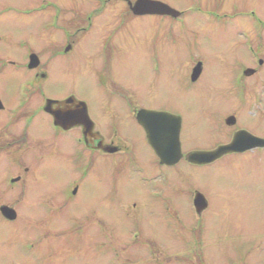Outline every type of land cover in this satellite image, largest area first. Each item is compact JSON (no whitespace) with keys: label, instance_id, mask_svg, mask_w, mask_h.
Segmentation results:
<instances>
[{"label":"rangeland","instance_id":"1","mask_svg":"<svg viewBox=\"0 0 264 264\" xmlns=\"http://www.w3.org/2000/svg\"><path fill=\"white\" fill-rule=\"evenodd\" d=\"M164 1L180 8L187 0ZM107 17L83 38L70 64L64 63L68 66L48 72L47 86L51 95L55 86H68L87 104L100 132L125 141L130 151L89 153L92 171L81 179L73 200L61 206L67 176L74 175L73 163L61 152L69 150L77 134L60 139L58 155L47 163L27 156L35 168L25 194L3 201L17 215L14 220L0 216V264H264V151L226 155L203 166L181 161L161 167L131 115L136 105L175 109L184 119L182 152L209 147L218 116L239 109L235 100L242 93L235 83L239 55L230 49L229 31L198 23L192 15L130 17L112 41L115 51L101 61L95 56L97 34ZM87 53L95 66L85 67ZM196 58L204 70L185 89ZM101 62L107 66L99 71ZM110 88L130 95V102L109 99ZM256 91L262 96L264 85ZM1 94L5 98L0 86ZM255 118L248 109L240 110L241 127L258 133L264 130V118ZM128 154L145 178L133 172L134 164L124 158ZM196 192L208 204L200 215L192 204ZM92 210L102 221L101 232Z\"/></svg>","mask_w":264,"mask_h":264},{"label":"flooded vegetation","instance_id":"2","mask_svg":"<svg viewBox=\"0 0 264 264\" xmlns=\"http://www.w3.org/2000/svg\"><path fill=\"white\" fill-rule=\"evenodd\" d=\"M153 1L170 6L178 14L176 16L169 14L138 15L131 8L136 0H90V4L86 3V0H0V83H2L0 86L5 88V98L2 94L0 95V207L7 205L3 202L6 198H20L25 194L23 190L27 178L32 175L35 168L26 157L34 155L39 164L47 163L50 156L58 155V142L67 135L77 134L74 140L71 139L69 150L61 152V158L73 163L72 174L74 175L67 176L66 185L62 188L65 197L58 204L60 206L63 202L70 203L73 200L78 194L81 179L92 171L94 159L90 158L89 153L114 155L124 152L126 155L130 151L128 146L126 148L125 141L115 140L112 135H103L91 119L93 127L89 131L84 130L82 125L64 128L55 124L53 112L63 108L61 102L70 97L78 101L82 100L77 98L68 86L60 85L61 88L55 86L53 91L56 94L54 95H51L50 88L47 86L48 72L53 67L64 68L68 66L64 63L70 64L68 61L73 57L83 38L98 27L99 22L97 21L104 14H108V17L103 20L105 25L100 26L101 31L97 34L96 47L98 50L95 53L101 61H107L108 56L115 51L111 47L112 41L116 32L130 17L153 15L161 18L185 19L192 15L198 23L227 28L230 49L239 55L237 63L239 71L235 81L242 91L239 93L241 96L235 100L239 109L230 108L228 113L221 117V114L218 116V126L214 130L215 136L212 131L209 133L210 139L216 138L212 144H208L209 147L190 148V150L192 152L213 150L220 145L230 143L238 133L243 134L241 140H244L243 145L246 147L254 143L247 133L264 139V130L260 131L262 127L258 133H255L241 127L240 120L242 109H248L251 114H255L256 118L252 119L253 121L264 118V91L262 96L256 91L257 86L264 85V0H187L186 5L180 8L164 0ZM106 52L110 54L107 55ZM92 56L87 53V60L84 59L85 67L95 66L91 61ZM198 63H200V72L193 80L192 70ZM96 66L100 71L105 69L107 64L101 62ZM203 70L204 66L200 58L192 61L188 83H185L184 88L190 89L193 84H196ZM99 81L103 87L106 86L107 82L101 77ZM110 82L116 83L113 80ZM107 92L109 99L124 104L128 103L131 97L112 88ZM246 102L255 104V108H251ZM85 105L87 109V104ZM128 105L131 107V104ZM70 109L73 110V107ZM141 109L178 116L182 157L176 164L184 161L190 165L203 166L188 162L186 154L182 152L181 132L184 119L180 112L163 106L145 108L136 105L131 108V115L142 131L144 142L152 153L145 132L137 121V113ZM230 118L233 119L229 120ZM36 133H39L38 137L34 136ZM100 142L103 146L116 147V151L105 152L100 148ZM258 151H264V145H253L242 152L227 153L220 158L231 154ZM153 155L156 163L161 167L167 166L160 164L157 156L154 153ZM124 158H129L134 164L133 172H140L144 178L146 177L141 166L129 154ZM123 208L128 207L123 206ZM0 216L5 219L1 213ZM90 216L98 217L95 225L100 231L102 221L99 214L92 210ZM103 243L104 240L98 241L100 245Z\"/></svg>","mask_w":264,"mask_h":264},{"label":"water","instance_id":"3","mask_svg":"<svg viewBox=\"0 0 264 264\" xmlns=\"http://www.w3.org/2000/svg\"><path fill=\"white\" fill-rule=\"evenodd\" d=\"M135 14H169L176 16L178 12L170 6L153 0H136L131 7ZM200 72V63L192 70V79L194 80ZM63 108L53 112L55 124H59L64 128H70L74 125H82L84 130H91L93 123L90 120L86 105L82 101H78L73 97L61 102ZM73 107V110L70 108ZM230 118L229 120H232ZM138 124L143 128L148 145L157 156L159 163L172 166L176 164L182 157L179 141L180 118L166 112H157L153 110L141 109L137 113ZM232 122V121H231ZM243 132V131H241ZM87 133V132H86ZM247 133V132H243ZM254 141L253 145H264V139L251 136ZM243 134H236L232 141L225 145H220L213 150L208 151H193L186 154V160L197 165L209 164L222 155L232 152H242L246 148L244 140H241ZM100 148L107 153L116 151V147L103 146L99 143ZM193 207L199 215L206 207L207 201L203 194L196 192L193 197ZM1 215L7 220L16 218V211L3 205L0 207Z\"/></svg>","mask_w":264,"mask_h":264}]
</instances>
